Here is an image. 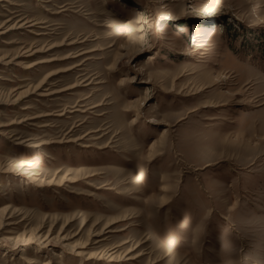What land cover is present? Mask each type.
Segmentation results:
<instances>
[{
	"label": "rangeland",
	"instance_id": "374dc122",
	"mask_svg": "<svg viewBox=\"0 0 264 264\" xmlns=\"http://www.w3.org/2000/svg\"><path fill=\"white\" fill-rule=\"evenodd\" d=\"M208 2L0 0V264H264V0Z\"/></svg>",
	"mask_w": 264,
	"mask_h": 264
},
{
	"label": "bare ground",
	"instance_id": "6f19581e",
	"mask_svg": "<svg viewBox=\"0 0 264 264\" xmlns=\"http://www.w3.org/2000/svg\"><path fill=\"white\" fill-rule=\"evenodd\" d=\"M213 2L211 3H206V4H203L198 10H197V13L196 15L198 16H201L203 18H211L210 21H214L216 20V18H218V16L223 13L224 9H226V0H212ZM171 10V12H169ZM184 12L178 8L174 9L171 5L169 4H163V7H162V12H161V19L160 20H163V22H168L167 24H165V26H161V30H166V27L170 26L173 22H178L177 24L179 25L180 23H183V20H184ZM208 21L206 23V25L204 27H201V28H195L194 26L192 27L193 28V33L190 34V39L191 41L194 42L193 44V47L197 46L198 48H202V47H208V46H211V45H208V43L210 42L209 38H211L210 36V32L209 30L207 29V27H211L212 26V23L213 22H210ZM136 23L138 24L137 26L138 27H133L131 24L132 23ZM28 23H31V22H28ZM27 23H23V22H19L15 25H13L10 29H16V28H24L26 26ZM35 25V24H34ZM34 25H30L29 27H33ZM118 25H120L121 28L124 29L125 33L128 35L126 36V44L129 45V46H132L133 48H138L137 47V43H142L146 40V34L148 32H146V29H145V25H148L149 26V30H153L154 31V20L151 18V16H143V13L142 12H138L137 15H135V19L132 21V22H128L127 24H123L122 22H118ZM4 29L3 27L0 28V30ZM122 30V29H121ZM182 30V29H181ZM183 32L186 31V29L183 28L182 30ZM151 32V31H150ZM6 33L5 31H2L1 34H4ZM149 34V33H148ZM124 36V35H123ZM192 36V37H191ZM159 38H162V37H159ZM108 39H112V36H108ZM111 47H114V45H111L109 46L108 48H111ZM196 50V49H195ZM40 50L38 51H35L34 53H38ZM41 52V51H40ZM195 52L196 51H192L190 50L187 55H195ZM33 54V53H32ZM19 57V56H18ZM22 57V56H20ZM19 57V58H20ZM123 57V56H122ZM8 57L6 56H3L0 58V64L1 65H4V66H9L11 65L12 61H5L7 60ZM150 59H152V57H150ZM75 68V67H74ZM73 68V69H74ZM50 77L47 76V78ZM46 78V79H47ZM45 79V80H46ZM45 81L42 82L40 85H38L34 90L37 92H39V96H44L45 94V90L42 91L43 87L42 85H44ZM30 91L27 90V92H22L21 95H18L16 96V99L13 100L12 97H10V99L13 100V102L15 103L16 101H18V99L20 97H22V95H25L27 93H29ZM34 93V92H33ZM48 95V94H47ZM9 98V97H8ZM9 101H12L10 100ZM8 102V100H7ZM165 133L166 132H163V134H161L160 138H164L165 137ZM23 159H21L17 166L19 168H22V170H26V172L23 174V176H25V178L31 182H34V181H38V177H41L42 173H37L38 170H41L40 166H41V162L37 159V158H34L33 156H28L26 158L22 157ZM37 170V171H36ZM4 171L5 173H12L11 172V167L10 165H5L4 166ZM63 172V168L60 169L59 171L56 172V174H61ZM138 179V177H137ZM64 181H71V179H65ZM9 208V206H4L1 210V212L5 213V211ZM78 214V213H77ZM81 215H84V213H82ZM11 217H8L6 218V220L10 219ZM76 220V217H71L69 218L67 221L68 222H72V221H75ZM117 221V220H116ZM85 225H86V222H84ZM116 223V222H110L108 224H106L104 226V232H106L107 229H111V226ZM42 226V225H41ZM95 224H92L91 227H94ZM96 227V226H95ZM49 232V231H48ZM101 234V233H100ZM97 235V234H96ZM78 248L76 249H79V246H77ZM118 247V246H116ZM131 251V250H130ZM129 251V252H130ZM77 252V251H76ZM80 251H78V254ZM142 254L141 253H138L136 255H132L131 257L128 258V260H134V259H137L138 257H140ZM178 255V254H176ZM104 258L106 257L107 260L109 261H113V257H112V254H105L103 255ZM159 262V261H158ZM156 262V263H158Z\"/></svg>",
	"mask_w": 264,
	"mask_h": 264
}]
</instances>
